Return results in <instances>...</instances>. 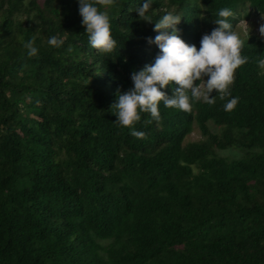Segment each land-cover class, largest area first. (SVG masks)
I'll return each instance as SVG.
<instances>
[{"label": "trees", "instance_id": "16d2710c", "mask_svg": "<svg viewBox=\"0 0 264 264\" xmlns=\"http://www.w3.org/2000/svg\"><path fill=\"white\" fill-rule=\"evenodd\" d=\"M93 2L116 40L107 53L88 44L77 0H0V264H264V38L243 41L228 96L141 113L143 139L111 107L158 54L145 37L164 13L199 48L218 9L236 30L264 18V0H152L151 21L143 0Z\"/></svg>", "mask_w": 264, "mask_h": 264}, {"label": "clouds", "instance_id": "9594fccd", "mask_svg": "<svg viewBox=\"0 0 264 264\" xmlns=\"http://www.w3.org/2000/svg\"><path fill=\"white\" fill-rule=\"evenodd\" d=\"M27 3V0H25ZM81 24L87 34L88 44L96 50L110 52L116 46V40L111 35L110 19L105 11L98 8L93 0H77ZM152 0H143L137 12L144 20ZM232 12L228 8H220L216 12V25L210 32L205 33L199 48L195 44L186 43L179 35L181 16L174 12H166L154 23L159 34L145 37L148 44H154L158 54L151 64L131 72L132 86L117 93L112 104L116 116L114 123L127 127L129 134L138 139L145 137L144 131H138L132 125L141 120V113H148L152 120L159 121V104L164 107L189 112L194 102L203 100L211 105L216 96H210L213 89L222 94L221 99L228 96V87L233 81L234 71L247 62V57L241 54L243 41L229 22ZM171 29V32L168 31ZM260 33L264 35V25L260 26ZM63 40L57 35L47 39L50 47L58 48ZM26 55L35 57L38 48L30 38L24 43ZM264 63V61H262ZM207 76L205 80L203 77ZM199 80V84L194 81ZM172 86V95H167L163 89ZM239 98L231 96L223 104V110L232 111L238 104Z\"/></svg>", "mask_w": 264, "mask_h": 264}, {"label": "rangeland", "instance_id": "374dc122", "mask_svg": "<svg viewBox=\"0 0 264 264\" xmlns=\"http://www.w3.org/2000/svg\"><path fill=\"white\" fill-rule=\"evenodd\" d=\"M264 25V18L263 17H256L253 16L250 20L248 19H241L238 26L236 27V32L239 34L242 41H244L249 34H256L257 36L264 38V35L260 33V26ZM205 80L207 77L204 78ZM220 128H214L213 131L219 132ZM202 137L199 133V130L195 128L193 132L188 136L187 142H194L201 140ZM220 155L222 157H230V158H239L241 157V153L236 150H227L221 152ZM103 244H108V242H103Z\"/></svg>", "mask_w": 264, "mask_h": 264}]
</instances>
